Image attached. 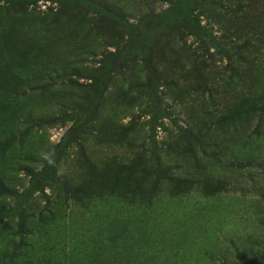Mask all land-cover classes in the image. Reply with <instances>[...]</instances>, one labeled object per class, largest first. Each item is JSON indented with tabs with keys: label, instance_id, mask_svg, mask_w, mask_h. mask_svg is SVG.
Segmentation results:
<instances>
[{
	"label": "rangeland",
	"instance_id": "1",
	"mask_svg": "<svg viewBox=\"0 0 264 264\" xmlns=\"http://www.w3.org/2000/svg\"><path fill=\"white\" fill-rule=\"evenodd\" d=\"M32 2L0 1V264H264V0Z\"/></svg>",
	"mask_w": 264,
	"mask_h": 264
},
{
	"label": "trees",
	"instance_id": "2",
	"mask_svg": "<svg viewBox=\"0 0 264 264\" xmlns=\"http://www.w3.org/2000/svg\"><path fill=\"white\" fill-rule=\"evenodd\" d=\"M0 1H5L6 3H9V4H18V5L22 6V7H24L25 5L27 6L30 3H33L32 0H0ZM50 1H54V2H56L58 4L59 10L57 12H55V15H56L57 18H61V16L66 14L65 9L72 10L73 9L72 4H74V2L76 4V1H82V0H50ZM90 1H94V0H90ZM109 7H111V6L110 5L106 6V8L111 13L119 14V15L122 14L121 10L119 8H113V11H112ZM76 9L77 8H76V5H75L74 12L76 11ZM208 34L210 35V33H208ZM208 34H206V36L209 37ZM211 38H212L211 40L216 39V37L215 36L212 37V35H211ZM189 55L192 56V57H195L196 59H199V56L196 53H189ZM182 67L184 68V67H186V65L183 63Z\"/></svg>",
	"mask_w": 264,
	"mask_h": 264
}]
</instances>
